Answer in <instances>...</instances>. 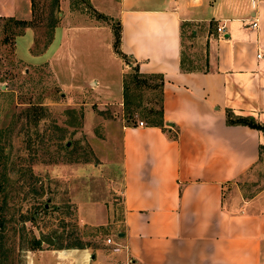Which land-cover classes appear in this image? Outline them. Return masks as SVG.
<instances>
[{
    "label": "crops",
    "instance_id": "crops-1",
    "mask_svg": "<svg viewBox=\"0 0 264 264\" xmlns=\"http://www.w3.org/2000/svg\"><path fill=\"white\" fill-rule=\"evenodd\" d=\"M116 3L125 57L114 53L121 62L117 97L123 101V76L134 68L161 75L165 130L144 120L121 130L122 229L107 258L115 264H264V189L244 197L233 188L259 165L264 132L227 121L230 113L264 126V0L254 7L250 0ZM30 13L29 0H0V18L25 20ZM188 25L202 63L187 68ZM91 28L56 30L68 39L71 30L96 31ZM88 208L79 215L90 226L112 223L107 205ZM76 251L66 258L105 264L98 252L87 262L89 253Z\"/></svg>",
    "mask_w": 264,
    "mask_h": 264
},
{
    "label": "rangeland",
    "instance_id": "rangeland-1",
    "mask_svg": "<svg viewBox=\"0 0 264 264\" xmlns=\"http://www.w3.org/2000/svg\"><path fill=\"white\" fill-rule=\"evenodd\" d=\"M29 1V28L0 18V264H78L66 258L76 250L89 253L87 262L98 252L115 264L106 240L122 229L121 130L133 124L117 97L118 0ZM69 24L98 33L71 30L63 39ZM192 30L183 27L187 68L202 63ZM136 92L133 119L143 120L144 109L158 108L159 90ZM262 157L233 184L244 197L264 189ZM98 203L109 207L105 227L79 215Z\"/></svg>",
    "mask_w": 264,
    "mask_h": 264
},
{
    "label": "trees",
    "instance_id": "trees-1",
    "mask_svg": "<svg viewBox=\"0 0 264 264\" xmlns=\"http://www.w3.org/2000/svg\"><path fill=\"white\" fill-rule=\"evenodd\" d=\"M33 2L31 3L32 6ZM58 2L56 3V5ZM34 5V4H33ZM7 20H13L8 18ZM22 28H29L30 22L24 20H14ZM52 28H55V23ZM113 33V49L114 53L120 57L124 55L120 51V23L118 22L116 27L112 28ZM157 81L156 84L151 85L149 82ZM163 84V78L161 75H144L141 74L137 68H134L130 73L126 74L123 77V109L128 116V120L132 119L133 124H135V119L133 115L136 112V109L140 108V96L136 91L140 90L142 87H145L149 90L158 89L160 92V97L158 99V108H149L144 109L142 112V119L144 120L147 126L160 127L165 130V123L163 120V108H162V99H161V87ZM227 121L229 124L233 125H247L251 128H255L264 132V126L257 123L253 118L250 117H233L230 113L227 114ZM1 222H0V234H1ZM83 249L82 246L77 247Z\"/></svg>",
    "mask_w": 264,
    "mask_h": 264
},
{
    "label": "built area",
    "instance_id": "built-area-1",
    "mask_svg": "<svg viewBox=\"0 0 264 264\" xmlns=\"http://www.w3.org/2000/svg\"><path fill=\"white\" fill-rule=\"evenodd\" d=\"M256 1H257V0H250V5H251V7H254V6H255ZM250 26H251L252 28H256V27H257V21H254ZM223 29H224V27H218V28H217V31H218V32H222ZM257 57L260 58L261 55L258 54ZM138 126H144V123L141 122V121H139V122H138ZM106 244H107V245H114V242H113V240H112L111 238H108V239L106 240Z\"/></svg>",
    "mask_w": 264,
    "mask_h": 264
}]
</instances>
